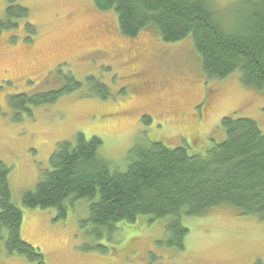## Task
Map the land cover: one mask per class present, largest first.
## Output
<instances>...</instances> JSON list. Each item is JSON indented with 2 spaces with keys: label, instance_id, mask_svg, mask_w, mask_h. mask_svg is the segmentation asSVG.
Returning a JSON list of instances; mask_svg holds the SVG:
<instances>
[{
  "label": "rangeland",
  "instance_id": "rangeland-1",
  "mask_svg": "<svg viewBox=\"0 0 264 264\" xmlns=\"http://www.w3.org/2000/svg\"><path fill=\"white\" fill-rule=\"evenodd\" d=\"M211 1L228 11L234 0ZM18 4L29 10L33 31L23 20L0 29V160L9 167L11 201L22 211L21 238L38 248L46 264H264V216L242 215L228 205L182 213V249L168 244L172 234L165 227L173 216L140 215L96 238L91 224L81 223L89 217L86 198H67L64 217L53 207H22L23 193L51 169L58 142L74 143L77 133L97 136L99 155L119 172L127 169L131 148L153 141L202 155L224 140V116L253 119L264 132V91L242 84L239 71L207 78L190 36L165 42L152 28L123 35L115 12L97 9L93 0ZM7 5L0 0L1 20ZM74 82L79 85L53 103L29 110L10 104L14 95ZM4 242L5 234L0 264H32L7 253Z\"/></svg>",
  "mask_w": 264,
  "mask_h": 264
},
{
  "label": "trees",
  "instance_id": "trees-1",
  "mask_svg": "<svg viewBox=\"0 0 264 264\" xmlns=\"http://www.w3.org/2000/svg\"><path fill=\"white\" fill-rule=\"evenodd\" d=\"M7 0L6 20L0 28H15L26 21L29 10ZM99 10L112 9L119 31L128 37L145 28L157 31L165 42L190 36L207 78L223 79L239 71L247 87L264 91V0H234L226 11L211 0H93ZM92 80L93 77H89ZM73 80V79H71ZM101 82L96 87L104 89ZM79 84L10 98L13 107L29 110L55 102ZM107 93L104 92L102 97ZM147 118V117H145ZM144 118V119H145ZM225 132L204 154H189L185 147H167L158 141L135 145L128 153L127 169L112 170L99 155L101 140L77 133L74 143L61 141L49 157L50 170L33 190L23 193L24 208H56L64 217V201H91L87 221L99 238L112 232L117 222H133L140 215L173 216L165 227L168 244L183 248L187 228L180 215H200L212 207L228 205L239 214L264 216V132L246 117L224 116ZM9 167L0 160V239L5 234L9 254L24 256L32 264H46L43 254L21 238L22 211L12 203ZM98 194V198L94 200ZM97 248V247H96ZM105 251L106 247H100Z\"/></svg>",
  "mask_w": 264,
  "mask_h": 264
},
{
  "label": "flooded vegetation",
  "instance_id": "flooded-vegetation-1",
  "mask_svg": "<svg viewBox=\"0 0 264 264\" xmlns=\"http://www.w3.org/2000/svg\"><path fill=\"white\" fill-rule=\"evenodd\" d=\"M206 94H207V93H206ZM206 94H205V96H206ZM205 96H204V98H205ZM194 107H196V105H195Z\"/></svg>",
  "mask_w": 264,
  "mask_h": 264
}]
</instances>
